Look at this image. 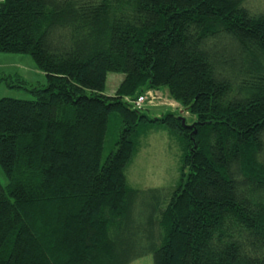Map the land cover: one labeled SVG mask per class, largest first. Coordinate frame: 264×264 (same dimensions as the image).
<instances>
[{"label": "trees", "instance_id": "trees-1", "mask_svg": "<svg viewBox=\"0 0 264 264\" xmlns=\"http://www.w3.org/2000/svg\"><path fill=\"white\" fill-rule=\"evenodd\" d=\"M0 52L30 55L46 77L31 100L0 99V264H130L148 253L153 264H264V9L0 0ZM108 74L123 76L113 95ZM146 89H165L192 124L136 109ZM156 128L179 148V179L132 188L125 168Z\"/></svg>", "mask_w": 264, "mask_h": 264}, {"label": "rangeland", "instance_id": "rangeland-1", "mask_svg": "<svg viewBox=\"0 0 264 264\" xmlns=\"http://www.w3.org/2000/svg\"><path fill=\"white\" fill-rule=\"evenodd\" d=\"M248 4L264 9V0H248ZM120 74H108L105 93L113 95L121 83ZM7 85L20 87L9 89ZM46 86L45 74L36 66L33 58L28 54L0 52V99L13 98L31 100L32 95L27 90L42 89ZM23 88V89H22ZM142 97L140 109H145L151 118H158L167 113L178 112L187 124H192L193 118L180 111L182 107L170 98L165 89H146L136 99ZM129 99V98H128ZM124 99V101H128ZM118 122L110 120L109 136H107L103 152L104 162L111 150L112 136ZM180 152L177 144L168 137L167 133L156 128L140 141L136 153L127 164L124 175L128 186L146 190L160 188L168 190L174 187L179 179ZM0 184L5 185L6 179L0 169ZM150 215L149 202L138 201L133 209V220L141 229ZM130 264H153L152 254L148 253L132 261Z\"/></svg>", "mask_w": 264, "mask_h": 264}, {"label": "built area", "instance_id": "built-area-1", "mask_svg": "<svg viewBox=\"0 0 264 264\" xmlns=\"http://www.w3.org/2000/svg\"><path fill=\"white\" fill-rule=\"evenodd\" d=\"M142 100L143 98L139 97L138 99H136L134 102H131V103L136 109L140 110V103Z\"/></svg>", "mask_w": 264, "mask_h": 264}, {"label": "crops", "instance_id": "crops-1", "mask_svg": "<svg viewBox=\"0 0 264 264\" xmlns=\"http://www.w3.org/2000/svg\"><path fill=\"white\" fill-rule=\"evenodd\" d=\"M122 77V79H121V82H122V80H123V76H121ZM108 95V94H107Z\"/></svg>", "mask_w": 264, "mask_h": 264}, {"label": "water", "instance_id": "water-1", "mask_svg": "<svg viewBox=\"0 0 264 264\" xmlns=\"http://www.w3.org/2000/svg\"><path fill=\"white\" fill-rule=\"evenodd\" d=\"M182 124H184V120L182 119Z\"/></svg>", "mask_w": 264, "mask_h": 264}]
</instances>
